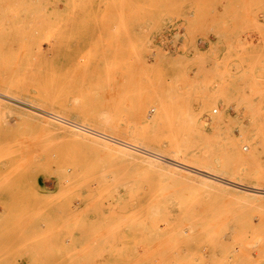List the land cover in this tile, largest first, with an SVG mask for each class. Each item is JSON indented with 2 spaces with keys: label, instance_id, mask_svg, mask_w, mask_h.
I'll return each instance as SVG.
<instances>
[{
  "label": "rangeland",
  "instance_id": "374dc122",
  "mask_svg": "<svg viewBox=\"0 0 264 264\" xmlns=\"http://www.w3.org/2000/svg\"><path fill=\"white\" fill-rule=\"evenodd\" d=\"M141 32L175 68L146 65ZM176 68L206 100L179 89ZM263 86L264 0H0L1 95L77 122L106 113L123 130L108 131L133 145L199 144L189 110L200 111L209 156L225 160L212 136L219 115L246 155L243 129L254 117L264 129ZM169 89L170 124L139 139L135 98ZM14 107L0 101V264H264V196L125 157ZM213 168L264 185L252 168ZM258 168L264 177V154Z\"/></svg>",
  "mask_w": 264,
  "mask_h": 264
},
{
  "label": "bare ground",
  "instance_id": "6f19581e",
  "mask_svg": "<svg viewBox=\"0 0 264 264\" xmlns=\"http://www.w3.org/2000/svg\"><path fill=\"white\" fill-rule=\"evenodd\" d=\"M158 18H159V15H156V18L152 19L151 26H149L150 29L153 30L155 27H156L155 29H157L158 27L157 24L159 22ZM153 48H154V43L152 41L151 32H141L139 34V49H140L141 54L144 52V53H147L146 55H148V53H151L153 51ZM151 54L154 57V59H152L153 61H151L149 64L145 62L146 65L150 67L151 69L153 70L163 69L161 67H163L165 63L167 64V67L169 68L176 67V64H174V62L169 61L172 58L168 59L167 62H165L164 61L165 57L163 55L159 53H151ZM179 58L178 60H180ZM138 59L137 61L140 62V58ZM173 60L174 58L172 59V61ZM179 62L180 61L177 62L178 65L180 64ZM122 66H120V68H122ZM165 70H168V69L165 68ZM118 71H121V69H119ZM176 72H177V77L175 79V83L177 84L180 90L186 91L188 89L193 88V91L195 94L198 92L201 93L202 100L207 99L208 95L206 91L202 89V86L195 79H191L189 77V73L186 70L177 69ZM120 73H123V72H120ZM112 76L114 75L112 74ZM182 91H181V94H182ZM193 91L191 92L189 91V93L193 94ZM263 91H264V86H263ZM1 94H4V93H0L1 102L10 104V106H15L16 108H19L20 110H22L24 113L28 115L40 117L42 120H44V122H47L55 126H60L63 129L68 130L71 133L77 134L83 138H86L92 142L101 143V145H103L107 149L113 150L114 152L119 153L125 157L137 158L149 165H154V166L163 165L167 167L168 170L170 169L171 171L174 170V172L176 173L185 174L184 176H188V177L197 176L198 178H200V180L203 183L205 182L210 185L218 184V186H221L220 188L222 189H226V190L233 189V190L243 191V192H246V194H249V196L251 197L264 196V185L247 184L243 180L235 179L227 174H224L223 170L221 169L213 168L214 165L216 166L232 165V169H231L232 172L238 173L240 175H247L250 168L253 169L254 168L253 166L259 167L261 165L262 155L264 154V136H263L264 133H262L264 132L263 131L264 129L261 131V128H260L261 125L259 126V123L255 120V117L252 120L253 122H251L249 128L243 129L244 131L243 134L246 135V138L244 141L245 143H248L252 148L250 153L246 155L240 154L239 143L237 142V140L235 139L233 135V130L231 129L229 124L226 123L224 116L219 115L214 118L213 126H212V136L216 137V135H218L221 138L223 156L225 158L223 162H219L213 159L211 156H209L207 154L208 152L204 149L206 147H204L203 143L201 144V142H204V141L206 144L209 139H208V135L204 134V132L200 128V124H199L200 111L199 112L190 111L188 113L189 110H187V114H186L188 116V122H189V128H190V131L189 129L188 131L191 132V137L196 136L199 138L200 140L199 144L195 145V144L188 143L187 145H183L184 144L183 142L186 141L184 140L183 142L181 141L183 144L179 142L181 143L180 145L177 143V141L176 143L175 142L173 143L170 141H164L159 138L158 139L160 141L156 138H152V139L147 138V141H150L152 145L149 149V148L142 147L141 145L143 144L133 145L130 142L121 140L119 139V137L114 136L116 134L114 133L111 134L108 130H115V131H122V132L123 130L121 129L122 126L120 127V125L116 123L115 121H113L109 116H107L106 113L104 114L102 113L103 115L101 114L100 116L93 117V118L88 116L87 118H85V119H88L87 120L88 122L87 121L77 122V121H72V120L63 118L61 116H58L57 114H47L49 112H46V113L41 112L38 110L39 108L35 105L27 104L13 97L5 98ZM171 101H172V98L170 97V89L164 93H157V92L154 93L153 92V94L151 95L145 94L142 97L135 98L134 104L132 106L133 107V117L138 127L136 126L137 127V129L135 128L136 130L133 127H130V128H133L132 130L136 132L137 137L139 139L145 140L144 138L145 133L147 134V132L158 131L164 125L170 122L171 112H172ZM198 104H201V101H199ZM149 105H151L152 109L157 111V113L155 114L153 118L147 120L146 117L143 115V112L145 108ZM188 108L189 107L187 106V109ZM261 111L262 113L264 112V104L263 106L261 105L258 106V110H256L257 113L260 112L259 114H261ZM89 122L93 124L98 123L99 125L103 126L105 128V131H107L108 133H106L105 131L101 132L95 129V127H93L92 124H91L92 127L88 126ZM184 127H185V123H184ZM186 137H187L186 139L188 140V136ZM190 139L189 141H191ZM158 143H160L162 149L154 150L153 146H156ZM258 167H257L258 170H256V168L253 170H256V173H257L256 175L259 174L257 177L260 180L261 178L264 179L262 175V170L259 169ZM260 180H258L257 183ZM244 187L245 188L247 187L249 189H245Z\"/></svg>",
  "mask_w": 264,
  "mask_h": 264
},
{
  "label": "built area",
  "instance_id": "2783aa9c",
  "mask_svg": "<svg viewBox=\"0 0 264 264\" xmlns=\"http://www.w3.org/2000/svg\"><path fill=\"white\" fill-rule=\"evenodd\" d=\"M242 149L244 153L249 152V146H244Z\"/></svg>",
  "mask_w": 264,
  "mask_h": 264
}]
</instances>
